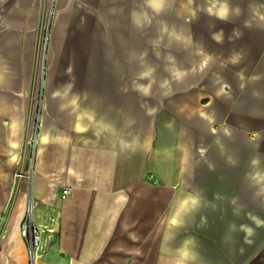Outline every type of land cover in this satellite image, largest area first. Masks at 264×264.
<instances>
[{"label":"crops","instance_id":"crops-1","mask_svg":"<svg viewBox=\"0 0 264 264\" xmlns=\"http://www.w3.org/2000/svg\"><path fill=\"white\" fill-rule=\"evenodd\" d=\"M212 2L158 15L146 0H0V264H264V0H222L227 21ZM48 7L28 166V66ZM29 205L44 236L34 263Z\"/></svg>","mask_w":264,"mask_h":264},{"label":"rangeland","instance_id":"rangeland-1","mask_svg":"<svg viewBox=\"0 0 264 264\" xmlns=\"http://www.w3.org/2000/svg\"><path fill=\"white\" fill-rule=\"evenodd\" d=\"M51 9L50 7L44 9L41 15L38 17L36 29L34 32V39L32 44V53L30 57V64L28 66V82H29V89H27V96H29L32 101V121H31V128H30V135L28 139L26 140V143L22 144V147H20V151L27 150L28 157H27V164L30 166L31 159L33 158L34 153V147L35 145L32 144V141L35 140L36 130L38 126V117L40 114V108H41V102H42V96L44 95V83L47 77V70H48V50L49 48V38L47 41V45L45 49L43 48L44 44V25L49 24V32H50V26H51ZM40 31L42 33H40ZM50 36V33H49ZM39 42L41 44L39 45ZM44 49V50H43ZM39 52V54H38ZM30 106V105H29ZM24 147V148H23ZM23 148V149H22ZM22 154V153H21ZM30 170V167H28V171ZM19 170L15 172L14 176L17 177L19 174Z\"/></svg>","mask_w":264,"mask_h":264},{"label":"clouds","instance_id":"clouds-1","mask_svg":"<svg viewBox=\"0 0 264 264\" xmlns=\"http://www.w3.org/2000/svg\"><path fill=\"white\" fill-rule=\"evenodd\" d=\"M146 4L154 13L159 15L162 12H164L166 7L168 6V0H146ZM235 11L238 13L239 9H236ZM207 13L210 16H215L217 19L221 21H227L230 16V7L228 3L222 2V0H213V2L210 3V5L207 7ZM132 15H133V22L137 26H142V24L139 23L137 20V17L140 16L141 14L134 12ZM144 17H145V21H147L148 17L146 14H144ZM234 34L238 35V33L236 32H234ZM222 37H223L222 32L213 35V39H215L217 42H221ZM238 58H239V54H235L232 58L233 62H236ZM153 71L154 69L148 68L146 71L140 73L139 79H148L149 77L152 76ZM169 71L171 72L172 77H175L177 79H179L184 74L183 71L176 68L169 69ZM134 87L135 90H137L143 96H149L151 94V82H149L148 84H140V83H135L134 81ZM59 93H60L59 91L54 92V96L58 95ZM251 164L253 167L258 166L260 164L259 158H254L251 161ZM253 175H255V173L252 174L251 176ZM254 222L258 227L264 226V220L254 218ZM241 230L244 231L247 234V236L253 233V229L246 225L242 226Z\"/></svg>","mask_w":264,"mask_h":264},{"label":"built area","instance_id":"built-area-1","mask_svg":"<svg viewBox=\"0 0 264 264\" xmlns=\"http://www.w3.org/2000/svg\"><path fill=\"white\" fill-rule=\"evenodd\" d=\"M44 31L46 33H44V39H43V48L45 49L46 45H47V41L49 38V24H45L44 25ZM40 33H42L40 31ZM41 44V42H39V45ZM43 49V50H44ZM39 54V52H38ZM32 144L35 145V140L32 141ZM22 173L18 174V177L21 176ZM70 194V188L68 187H63L60 193V198L62 200L66 199ZM51 233V232H49ZM20 234L23 237L31 259L34 263V259L36 256H38V251L42 249L43 247V242H44V236L42 235V231H40L35 224L33 223V220L31 218V206L29 205L26 209V215L24 217V219L22 220L21 224H20ZM51 234H49L48 236H50Z\"/></svg>","mask_w":264,"mask_h":264}]
</instances>
